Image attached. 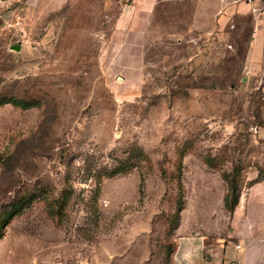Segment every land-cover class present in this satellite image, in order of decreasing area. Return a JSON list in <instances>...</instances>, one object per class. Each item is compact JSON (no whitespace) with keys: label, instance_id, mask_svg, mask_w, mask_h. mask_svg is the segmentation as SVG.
<instances>
[{"label":"rangeland","instance_id":"1","mask_svg":"<svg viewBox=\"0 0 264 264\" xmlns=\"http://www.w3.org/2000/svg\"><path fill=\"white\" fill-rule=\"evenodd\" d=\"M249 192L264 0H0V264H175L194 231L244 247L226 205Z\"/></svg>","mask_w":264,"mask_h":264},{"label":"crops","instance_id":"2","mask_svg":"<svg viewBox=\"0 0 264 264\" xmlns=\"http://www.w3.org/2000/svg\"><path fill=\"white\" fill-rule=\"evenodd\" d=\"M144 3H150L151 0H142ZM145 7V6H144ZM141 9V8H140ZM144 11L146 9L136 10V12ZM143 13V12H142ZM124 14L120 16L118 21L117 29H130L136 30L137 19L132 18L124 20ZM123 18V19H122ZM260 30L257 29L251 41L250 49L246 58V70L255 71L260 67L261 52L259 51L260 41ZM116 45H123L126 43L125 40H113ZM127 44H131L130 42ZM132 45L136 46V42ZM113 59L116 60H128L137 62L139 57L137 54L130 53L128 56H121L119 52L114 53ZM133 69H138V65L134 64ZM259 185V184H256ZM253 188H251V191ZM264 201V198L262 199ZM260 199L248 195L243 196L238 205L232 212V231L231 235L237 238L239 242H247L244 247L237 248L236 243L227 241L222 245L210 244L207 242V237L201 233L194 231L193 233L185 234L181 232L176 239V246L173 253V260L175 264H264V245L260 243L255 247L249 245V236H256V240H261L264 237V225L259 223V220L263 221L264 213L258 211H252L255 205L262 203ZM9 264V263H8ZM16 264V263H10Z\"/></svg>","mask_w":264,"mask_h":264},{"label":"trees","instance_id":"3","mask_svg":"<svg viewBox=\"0 0 264 264\" xmlns=\"http://www.w3.org/2000/svg\"><path fill=\"white\" fill-rule=\"evenodd\" d=\"M236 205V204H235ZM234 205V206H235ZM226 206H228V208H229V210H231L232 212H233V210H234V206H231V205H226Z\"/></svg>","mask_w":264,"mask_h":264},{"label":"built area","instance_id":"4","mask_svg":"<svg viewBox=\"0 0 264 264\" xmlns=\"http://www.w3.org/2000/svg\"><path fill=\"white\" fill-rule=\"evenodd\" d=\"M237 248H239V246H237Z\"/></svg>","mask_w":264,"mask_h":264}]
</instances>
